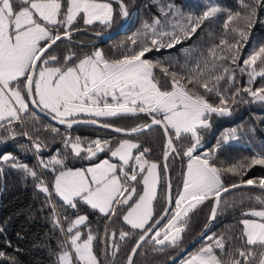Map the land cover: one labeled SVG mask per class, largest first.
Returning <instances> with one entry per match:
<instances>
[{
	"label": "snow or ice",
	"instance_id": "6c2138e0",
	"mask_svg": "<svg viewBox=\"0 0 264 264\" xmlns=\"http://www.w3.org/2000/svg\"><path fill=\"white\" fill-rule=\"evenodd\" d=\"M115 2L119 5L121 20H127L130 4L127 0ZM166 7L167 12L161 9L165 17L171 15L178 19L175 22L166 19L163 23L159 18L151 23L144 21L135 36L128 38L135 46L128 53L108 58L97 48L82 58L74 59L75 54L69 52L61 60L50 49L57 46L58 41L71 40L73 32L81 31L76 26L79 22L84 25L98 22L105 28L112 27L116 13L111 0H0V128L5 129L9 137L15 138L17 134L8 126L14 121L22 122V114L29 113L31 104L46 110L53 120L68 129L77 124H99L130 135L151 129L153 125L159 126L165 138L164 160L173 154L187 158L183 190L173 201L172 186L170 181L167 183L166 206L158 217L153 205L161 181L160 165L145 159L148 148L134 155L133 149L141 148L137 142L121 139L112 148L110 141L96 139L88 142L85 148L79 136L64 139L65 147L75 156L86 152L87 158H91L107 149L122 166L105 159L86 169H73L57 157L48 162L39 160L43 169L55 174L51 187L70 208L76 209L78 202H83L111 221L118 215V208L126 206L120 214L133 231L121 229L119 239L135 238L126 264H134L133 257L143 243L153 244V252H163L166 247L183 251L184 233L188 230L191 214L210 201L207 222L200 233L206 236L221 213L223 193L251 187L264 195V176L246 178L254 167L264 168V153L256 152L227 166H217L215 162L214 153L235 138V129L224 135L215 149L197 154L203 140L202 132L211 129L213 117L231 116L233 106L241 103L264 105V42L253 45L242 58L259 14L264 11V0H237L236 10L209 0L199 15H184L173 4ZM221 14L224 19L219 42L213 43L207 56L198 59L194 66L170 71L162 62L147 58L154 50L172 49L191 39L205 21ZM157 69L166 79L167 87L158 78ZM237 69L247 76V86L239 84ZM139 113L150 116L151 122L131 129L107 122L109 118ZM82 115L87 118H80ZM101 118L105 122L101 123ZM52 131L59 130L53 128ZM22 135L28 136V133ZM9 137H0V142ZM185 139L186 145L182 143ZM41 146V143H33L37 152ZM0 160L11 161V167L38 179L37 188L49 197L52 195L49 186L33 168L10 154L0 156ZM130 161H134V166L125 170L123 166ZM167 167L165 163V172ZM226 174L236 177L237 181L226 184ZM139 184L143 186L142 191H138L136 185ZM255 202L259 207L241 210L238 236L231 227L206 236L208 242L190 253L181 264H264V199L257 196ZM53 213L55 215L54 205ZM87 220L86 215H78L68 221L66 232L61 227L65 239L54 253L55 264H112L107 252L104 260L96 252L93 245L96 236L89 231L82 239L79 226L86 225ZM164 220L167 222L161 227ZM55 223L60 226L59 218ZM108 232V225H105V236ZM111 236L115 237L116 233L112 232ZM234 240L239 241L238 246L234 245ZM119 247L115 243L112 245L113 257ZM0 259L19 264L15 255L5 251H0Z\"/></svg>",
	"mask_w": 264,
	"mask_h": 264
},
{
	"label": "trees",
	"instance_id": "16d2710c",
	"mask_svg": "<svg viewBox=\"0 0 264 264\" xmlns=\"http://www.w3.org/2000/svg\"><path fill=\"white\" fill-rule=\"evenodd\" d=\"M116 15L111 28H105L103 25L94 23L93 25H84L78 23L76 26L82 29L79 32H73L71 40L63 39L53 46L50 51L61 60L69 52L75 54V58H82L86 54H91L95 49H101L108 58H118L122 54L128 53L129 49L135 48L128 38L135 36L141 28L144 21H151L159 18L163 23L166 19L175 22L176 17L171 15L165 17L167 5L173 4L179 8L184 15H199L209 0H127L130 4V21L128 25L117 34L109 38L97 36V32L111 31L120 26L123 21L118 15L119 5L112 1ZM222 7L232 10L237 9V0H211ZM164 9V12L161 9ZM224 15L205 23L197 30L191 39L182 41L172 49H161L147 54V58L162 62L169 67L170 71H181V66L192 67L198 59L207 56V50L213 43H218V37L222 31V22ZM85 29V30H84ZM170 30V29H169ZM209 33L212 35L210 36ZM264 42V11L260 12L259 20L254 25L248 45L245 46L242 58L247 56L253 45ZM123 45V46H121ZM230 64V61L227 62ZM235 68V65H230ZM186 68L184 69L186 71ZM157 71V76L161 83L167 87L166 79L163 74ZM237 79L240 85L247 86V76L241 74L237 69ZM29 113L22 114V122L14 121L11 127L17 134L15 138L9 137L5 129L0 128V137H9L0 142V156L13 155L18 162L27 164L33 168L40 179L49 186L52 195L40 191L37 188L38 179L26 175L22 169L11 167V161L5 163L0 160V251H5L9 255H15L19 264H55V252L59 251V244L65 239L61 232V227L67 230L68 221L73 220L76 215L85 213L88 217L86 225H81L82 237H86L90 231L96 239L93 241L96 252L101 260L105 259V252L112 264H126L127 255L134 245L135 238L119 239V231H133L126 225L122 219V213L126 210L118 208V215L113 216L111 221L107 220L103 214L91 209L89 206L78 202L77 208L73 209L63 203V201L54 193L52 189V179L54 173L50 169H43L39 165V160L48 162L52 157L64 159L67 167L77 168L92 163L99 162L108 152L97 153L95 157L87 158L88 154L82 152L80 156H75L69 148L64 145L65 137L79 136L83 141V147L88 146V142L100 139L110 141V147H115L117 142L124 138L135 139L141 148H148L145 153L148 159L157 160L161 164V181L157 199L154 201V214L158 217L162 209L166 206L165 195L167 190V177L164 169L163 151L165 138L162 129L154 126L151 129L134 135H122L112 130H108L92 124H77L68 129L64 125H58L46 117L37 113L31 104ZM80 118H87L81 116ZM150 117L144 113L135 116L127 115L123 117L109 118L108 123L122 126L124 128H133L149 122ZM101 121L105 122L103 118ZM210 130L202 132L203 140L198 147V152H207L215 149L218 141H222L224 135L235 129V138L229 140L221 149L214 153L217 166H227L231 163L250 157L256 152L264 153V105L259 103H241L233 106V113L227 117H213ZM56 128L59 131L53 132ZM254 129V131H253ZM27 132L28 136L22 135ZM31 137V139H29ZM41 143L39 152L33 147V143ZM188 143L187 139L182 142ZM179 146V145H178ZM187 158L182 155H171L168 159V166L172 180L173 201L177 197V192L181 188L183 180V169ZM58 168V166H56ZM264 176V168L256 166L251 169L246 178H256ZM225 183L231 184L237 181L236 177L226 174ZM138 191H142V184L137 185ZM264 195L260 190L251 187L235 189L225 193L222 196L221 213L217 216L214 224L211 226L206 236L213 233L219 234L228 228H233L234 234L239 235L241 225V210L250 207H259L255 202V197ZM251 197V200H249ZM243 201V203H241ZM55 206V215L53 213ZM232 205V206H230ZM174 206V205H173ZM211 202H206L197 211L191 214L188 230L184 233L182 247L193 239L204 228L207 217L210 212ZM65 217L68 220H65ZM59 218L60 226L55 223ZM167 221L161 223V227ZM105 225H108V236H105ZM138 231V230H136ZM116 236L112 237L111 233ZM206 236L200 240L187 254L181 257L175 264H178L190 253L195 252L204 246L208 241ZM118 244L119 251L112 256L113 244ZM11 245V247H9ZM234 245H239V241L234 240ZM153 244L143 243L134 256V264H162L173 256L179 249L166 247L163 252H153ZM19 249V251H16ZM0 264H11L10 261L0 259Z\"/></svg>",
	"mask_w": 264,
	"mask_h": 264
},
{
	"label": "water",
	"instance_id": "95a60500",
	"mask_svg": "<svg viewBox=\"0 0 264 264\" xmlns=\"http://www.w3.org/2000/svg\"><path fill=\"white\" fill-rule=\"evenodd\" d=\"M111 1H114L115 2V0H111ZM129 21H130V14H129V17H128V19L127 20H124L123 21V23L120 25V26H118L117 28H115V29H113V30H111V31H107V32H100L101 33V35H99L101 38H109V37H111V36H113V35H115V34H117L118 32H120V31H122L127 25H128V23H129ZM85 30V29H84ZM59 42V41H58ZM57 42V43H58ZM32 107H33V109L37 112V113H39L40 115H42V116H44V117H46L47 119H49L50 121H52V122H54L55 124H58V125H62V124H60L57 120H53L52 119V116L51 115H49L48 113H47V111L46 110H42V109H40V108H36L35 106H33V105H31ZM150 117V116H149ZM151 122V117H150V120H149V122H147V123H150ZM101 123H103V121H101ZM111 124V123H110ZM112 125H114V124H112ZM64 126H66V125H64ZM97 126H99V127H101L99 124H97ZM115 127H120V126H117V125H114ZM154 126H156V125H153L152 127H154ZM103 128V127H102ZM120 128H124V127H120ZM105 129H108V130H112V131H114L113 130V128H105ZM124 129H131V128H124ZM146 130H148V129H145V130H143V131H146ZM143 131H141V132H143ZM115 132V131H114ZM141 132H138V133H141ZM117 133V132H116ZM138 133H131L130 135H134V134H138ZM119 134H122V135H129V134H126V133H119ZM163 162H164V165H165V163H167V165H168V160L167 161H165L164 160V158H163ZM166 177H167V183L170 181V183H171V186H172V180H171V174H170V170H169V166L167 167V171H166ZM232 191V190H231ZM166 192H167V190H166ZM225 193H223L222 194V196L224 195ZM171 197H172V200H173V191H172V187H171ZM163 221H161V223H162ZM214 222L215 221H213L212 222V225L214 224ZM211 225V226H212ZM211 228V227H210ZM210 228H209V230H210ZM208 230V231H209ZM202 231H204V228L201 230V232ZM208 231H207V233H208ZM200 232V233H201ZM200 233L199 234H197L193 239H191L187 244H185L182 248L184 249L183 251L182 250H178L173 256H171L166 262H164V263H162V264H175L181 257H183L185 254H187L200 240H202L205 236H201L200 235ZM207 233H206V235H207ZM172 257H175V259L173 260L172 259ZM134 258V257H133Z\"/></svg>",
	"mask_w": 264,
	"mask_h": 264
},
{
	"label": "rangeland",
	"instance_id": "374dc122",
	"mask_svg": "<svg viewBox=\"0 0 264 264\" xmlns=\"http://www.w3.org/2000/svg\"><path fill=\"white\" fill-rule=\"evenodd\" d=\"M112 2V1H111ZM112 4H113V2H112ZM113 8H114V5H113ZM80 23H82V21L80 22ZM83 24V23H82ZM120 127H122V126H120ZM124 139H130V140H132L133 142H137L135 139H132V138H124ZM138 143V142H137ZM114 148V147H113ZM107 149H105V151H106ZM105 151H103V152H99V153H104ZM139 153V151L137 150V149H133V154L134 155H136V154H138ZM105 159H107V160H109V162H111V163H115V164H117L118 166H122V162L121 161H119V159L118 158H116V157H112L111 156V153L108 151L107 153H106V155L100 160V161H102V160H105ZM145 159H147V160H149L150 162H155V163H157L158 165H160V167H159V172H160V176H161V164H160V162L159 161H157V160H152V159H148L146 156H145ZM100 161L99 162H96V163H92V164H89V165H86V166H81V167H77V168H83V169H86V168H88V167H90V166H92V165H94V164H97V163H100ZM134 166V161H130V163H129V165H127V166H123L124 168H125V170H129L131 167H133ZM73 169H75V168H73ZM138 170V169H137ZM144 174H146V173H144ZM53 179H54V177H53ZM53 179H52V182H51V185H52V183H53ZM131 183H133V184H135L136 182H131ZM47 184V183H46ZM160 185V184H159ZM137 186V185H136ZM143 187V186H142ZM158 192H159V186H158V188H157V194H158ZM154 206V205H153ZM78 215H86L85 213H80V214H78ZM78 215H76L75 216V218L78 216ZM74 218V219H75ZM73 219V220H74ZM83 238H86V237H82V239ZM188 256V255H187ZM183 260V259H182ZM178 264H181V262L180 263H178Z\"/></svg>",
	"mask_w": 264,
	"mask_h": 264
},
{
	"label": "crops",
	"instance_id": "0c3cea01",
	"mask_svg": "<svg viewBox=\"0 0 264 264\" xmlns=\"http://www.w3.org/2000/svg\"><path fill=\"white\" fill-rule=\"evenodd\" d=\"M202 153H203V152H198V151H197V154H202ZM186 165H187V160H186V163H185V165H184L183 174H184V172L186 171ZM182 190H183V188H182V185H181V188L178 190V192H180V191H182ZM178 192H177V194H178ZM176 198H177V197H176ZM186 257H187V256H186ZM186 257H185V258H186ZM185 258H184V259H185Z\"/></svg>",
	"mask_w": 264,
	"mask_h": 264
}]
</instances>
